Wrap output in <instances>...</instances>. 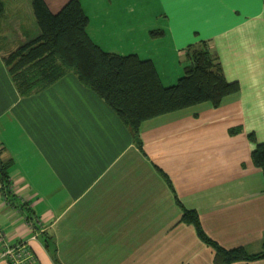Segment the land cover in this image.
<instances>
[{"label":"crops","instance_id":"obj_1","mask_svg":"<svg viewBox=\"0 0 264 264\" xmlns=\"http://www.w3.org/2000/svg\"><path fill=\"white\" fill-rule=\"evenodd\" d=\"M45 1L57 12L67 0ZM81 5L96 44L151 59L164 85L182 75L188 47L204 41L239 89L216 105L204 101L146 119L137 135L73 70L22 95L3 54L40 29L30 0H9L0 17V163L14 195L6 202L0 189L8 241L27 240L30 264H215L214 248L183 219L193 210L220 246L258 252L264 174L249 135L264 142V0ZM10 12L16 26L13 18L6 23ZM28 209L41 221L36 239ZM228 264H264V257Z\"/></svg>","mask_w":264,"mask_h":264},{"label":"trees","instance_id":"obj_2","mask_svg":"<svg viewBox=\"0 0 264 264\" xmlns=\"http://www.w3.org/2000/svg\"><path fill=\"white\" fill-rule=\"evenodd\" d=\"M40 35L25 45L3 54L4 62L22 95L41 90L73 70L79 80L94 90L137 135L142 121L196 103L213 104L236 92L239 84L228 81L206 42L190 46L188 63L174 84L164 85L151 59L136 54H118L102 49L87 32L89 18L81 0H67L53 12L45 0H30ZM0 7V12H1ZM253 161L264 174V142L253 134ZM6 163H0V189L12 202ZM23 206V203H19ZM27 217H34L29 209ZM183 219L192 222L199 237L215 250V264L264 257L261 249L248 253L244 247L225 248L202 229L193 210Z\"/></svg>","mask_w":264,"mask_h":264},{"label":"built area","instance_id":"obj_3","mask_svg":"<svg viewBox=\"0 0 264 264\" xmlns=\"http://www.w3.org/2000/svg\"><path fill=\"white\" fill-rule=\"evenodd\" d=\"M1 186V183H0ZM10 191L12 190V186L10 185ZM3 195V194H2ZM6 202L10 201L7 198V194L3 195ZM26 225L31 230V238L36 239L38 235L42 232L40 230V223L38 217H26L25 219ZM0 242L2 245L0 251V258L8 259L10 264H30L34 259V254L31 251L27 240H19L14 243H10L7 239V236L3 229L0 228Z\"/></svg>","mask_w":264,"mask_h":264},{"label":"rangeland","instance_id":"obj_4","mask_svg":"<svg viewBox=\"0 0 264 264\" xmlns=\"http://www.w3.org/2000/svg\"><path fill=\"white\" fill-rule=\"evenodd\" d=\"M12 1V0H11ZM16 1H18L19 3H24L26 0H16ZM7 6V7H9V0H0V7H1V12H0V17H1V15H2V11H3V6ZM25 15V19H24V22H25V24L27 25L26 26V28L27 29H29V28H31V26H29L30 25V17L28 16V14L27 13H24L23 14V16ZM1 18H3V15H2V17ZM10 18H13V20H12V22L13 23H11V25H14V26H16L17 24H16V22H17V20H14V16H13V13L12 12H10V13H7V15H6V23L8 22V19H9V21H10ZM5 44H6V41H5V39H3L1 36H0V46L2 47V48H4L5 47Z\"/></svg>","mask_w":264,"mask_h":264}]
</instances>
